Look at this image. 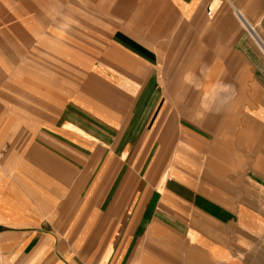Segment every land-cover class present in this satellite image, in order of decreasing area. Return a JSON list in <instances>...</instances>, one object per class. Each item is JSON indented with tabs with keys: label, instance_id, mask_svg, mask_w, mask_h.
Here are the masks:
<instances>
[{
	"label": "crops",
	"instance_id": "obj_1",
	"mask_svg": "<svg viewBox=\"0 0 264 264\" xmlns=\"http://www.w3.org/2000/svg\"><path fill=\"white\" fill-rule=\"evenodd\" d=\"M0 264H264V0H0Z\"/></svg>",
	"mask_w": 264,
	"mask_h": 264
},
{
	"label": "clouds",
	"instance_id": "obj_2",
	"mask_svg": "<svg viewBox=\"0 0 264 264\" xmlns=\"http://www.w3.org/2000/svg\"><path fill=\"white\" fill-rule=\"evenodd\" d=\"M192 74H189L191 76ZM187 83H192L193 80L189 79L188 76L185 77ZM229 86L224 84H216L209 89L208 95L205 97V105L204 110L210 111L213 107L217 108V110L226 107L232 100V96L228 95ZM203 112L199 115L203 116Z\"/></svg>",
	"mask_w": 264,
	"mask_h": 264
}]
</instances>
